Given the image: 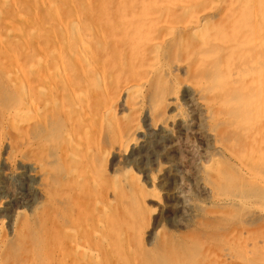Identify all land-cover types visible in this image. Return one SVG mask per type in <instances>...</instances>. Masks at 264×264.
Returning <instances> with one entry per match:
<instances>
[{
	"label": "bare ground",
	"instance_id": "obj_1",
	"mask_svg": "<svg viewBox=\"0 0 264 264\" xmlns=\"http://www.w3.org/2000/svg\"><path fill=\"white\" fill-rule=\"evenodd\" d=\"M240 1L242 6L230 8L231 11L228 7L230 12L216 21L212 16L197 17L191 9L184 10L183 14H171L172 8H190L186 5L188 0L179 1L178 5L171 0L131 1L125 4L127 15L122 16L115 7L97 5V12L102 13L97 14L101 16L98 29L97 26H89L96 35L86 34L85 37L87 40L89 36L97 38L92 40V44L97 48L104 46L111 58L108 65H99L91 54L94 48L89 49V42L78 37L77 49L82 60L78 62L83 64L80 75L83 78L79 77V81L72 82L70 69L54 52L56 57L51 62L41 55L34 56L35 63L30 65L36 78L34 82L28 78V69L9 51V57H14V60L10 61L11 65L0 66V69L4 72L6 88L15 93L17 100L2 110L0 107V138L6 131L5 134L14 133L10 136L12 141L9 145L15 157H5L1 173L14 170L18 180L23 181V187L15 196L4 194L0 184V203L10 207L12 214L8 220L9 231L11 227L17 231L23 252L21 258L9 260L10 264H39L40 260L35 263L39 243L33 241L38 237L44 240L40 242L42 249H45V255L50 252L54 264H97L98 236L104 234V240L110 238L111 220L116 208L109 198V191L103 189V184L108 181L105 182V175L98 171L96 161H93L98 152L93 157L88 156L86 161H78L82 159L77 156L83 150L78 140L81 133L89 131L90 138L98 134L102 125L108 128L112 125V107L107 109L101 99L94 97L92 101L79 90L77 93L78 86L83 88V83L91 82V75L106 88L110 85L117 90L123 85L121 95L128 110L143 109L152 129L162 139L169 140L162 149L179 152L177 166L175 161H160V152L152 156L158 168L174 170L175 182L170 196L181 222L176 221L178 225L192 216L196 217L198 200L188 194L191 186L196 191L194 197L200 198L211 192L222 194L234 190L237 174L254 177L252 161H264V139L261 140L264 121L259 123L264 117V56L259 55L260 49L264 51V20L257 15L253 3ZM77 27L75 25L74 29L78 30ZM63 31H66L65 24H62ZM99 38L102 43H99ZM252 51L254 57H251ZM169 59L172 61L170 64L167 62ZM123 60L125 63L121 65L119 62ZM151 70L153 76L147 78ZM1 92L0 95L4 93ZM150 92L152 95L149 96ZM152 105L154 114L151 116ZM56 118L64 119L68 124L69 131L64 134L66 142L60 143L52 136L50 121ZM118 135L121 136L120 133ZM145 138L143 128H136L124 134L112 151L101 150L98 139L91 140L90 144L100 150V159L114 157L118 161L124 160L120 162L122 165L118 162L121 167L116 166V173L122 170H130L131 173V162L126 160L135 155L137 148L146 145ZM194 142L199 143L202 150L198 156L191 147ZM244 145L256 148L251 151ZM29 152L35 154L34 158L25 159ZM48 158L55 161H48ZM149 172H144L145 181L155 188L157 178ZM113 190L117 192V189ZM38 194H43L56 208L52 210L56 212L59 228H54L51 217L44 226L63 233L59 239L50 238L48 243L46 235L35 230L29 219V212L40 205L36 200ZM252 201L223 198L219 204L224 208L233 205L245 208ZM3 206L0 210L4 209ZM172 242L161 240L156 253L172 260L177 254V246ZM6 249L10 250V247ZM6 257L8 255L3 251L0 264L7 261Z\"/></svg>",
	"mask_w": 264,
	"mask_h": 264
},
{
	"label": "rangeland",
	"instance_id": "obj_2",
	"mask_svg": "<svg viewBox=\"0 0 264 264\" xmlns=\"http://www.w3.org/2000/svg\"><path fill=\"white\" fill-rule=\"evenodd\" d=\"M131 1L138 0H0V66L3 68V66L11 65V62L15 57L16 60L28 69V78H32V81H36V78L32 73V69L30 68V65L35 63L34 56L36 57V55H41L47 59L48 62H51L52 59L58 55L62 63L70 69L72 82L76 80L79 81L80 79L82 80L83 77H80V75L82 76L81 66L83 64L80 63L82 60L81 58L79 59V51L77 49L78 37L81 36L84 41L89 42V49L94 48L92 51L95 54H93L90 50L89 51L98 61L99 65L101 63L105 66L108 65L111 58L110 53H107L108 49L105 50L104 46H99L98 48L100 49H98L93 45L94 43L92 44V40L97 38H90L89 36V41L85 37L86 34L96 35L95 31L90 27L97 26L96 28L98 29L99 18L101 17L98 15H102V13L99 14L97 12V5L102 4L106 5V7L110 5L109 7L116 8V12L119 15H127L128 8L125 4ZM144 1L145 0H142V2ZM179 1L184 0H171V2H175V5H178ZM188 1L189 4L187 2L186 5H189L190 8H172L174 10H170L171 14H183L185 12L184 10L191 9V11L197 13V17L212 16L214 21H216L220 19L224 13H229L235 6H242V2L240 0ZM249 1L254 4V7H256L257 15L264 20V0ZM228 7L230 11H228ZM175 9H178L179 11ZM53 17H55V19ZM62 24H65L66 26L65 32H61ZM75 25L78 26V30L74 29ZM98 40H100V38ZM101 40L99 43H102ZM172 50L178 51L175 49ZM9 51H12L14 55L12 58L13 60L9 57ZM54 52H56V55ZM222 52L224 53V51H221V54ZM259 52L260 57H262V55L264 56V51L260 49ZM251 54V57L255 56L254 51H252ZM69 55L73 59H70ZM175 56L176 54L173 55V57ZM121 58L122 57H120V59ZM78 60L80 62H78ZM171 60L174 59L171 57ZM171 60L169 59L167 62L170 64V62H172ZM119 63L123 65L125 61L123 60ZM75 64L79 65L76 66ZM149 72L150 74L147 75V78L153 76V70ZM73 76L76 77L74 78ZM4 78V72L0 69V90L4 92L3 94L1 92L2 95H0L1 110L8 103L12 105L15 104L17 100L15 93L6 88ZM90 81L91 82L83 83V88L78 86L77 93L79 90V92L85 94V96L90 98L89 100L92 101L95 100L94 97L96 99H101L105 108H113L111 127L108 128L102 125L98 134L92 135V137L89 138L90 132L85 131L84 133H81V138H78L79 143L83 148V152L80 151L81 153H77V156L82 159L78 161H86L89 157L92 155L94 156V154L98 152L93 161H96L98 171H102L101 174L105 175L103 176L105 182L108 181L103 184V189H107L109 191V198L112 200L111 202L114 209L116 208L114 217L111 220L110 238L105 239V241L103 236L104 234L101 233L102 235L98 236L97 242L100 243L98 244L99 248L96 252V256L99 257L97 258V260L99 259L97 264H112L113 262H115L113 264H264V161H252L254 177L248 178L243 177L242 174H237L236 186H234L235 189L233 188L234 190L226 193L221 194V192L217 193L216 191L214 193L211 192V194L206 197L200 196L199 198L194 197L196 195V191L193 189L194 187L191 186L190 190H193V194L190 193V190H188V194L192 196L195 201L198 200L196 202L197 208L195 210L196 217L192 216V218H189L180 226L178 225V223L181 222H179L180 219L176 212L177 208L170 196L171 186L175 182L174 170L172 171L168 168H158L157 165L153 163L152 157L156 152H160V161H175L174 165L177 166L178 164L176 161H180L178 159L180 156L179 152H173L169 148L162 149V146L169 143V140L165 138L162 139L163 137L161 138V136L152 129L153 127L151 126V121L146 118V113L143 109L142 111L140 109L132 111L133 113L128 110V107L123 102V95H121L123 85L119 86L117 90L115 86L110 85L106 88L104 84L99 82L92 75ZM83 89L85 91H81ZM93 92H95V94ZM4 94L5 97H3ZM88 94L91 96H88ZM150 94L152 95L151 92L149 93V96ZM139 100H141V98H139ZM153 108L154 105L150 108L151 116L154 114ZM230 110L232 111V107H230ZM136 112L140 113L137 114ZM129 113H132V115ZM124 114L127 117H124ZM262 121H264V117L260 119L259 123ZM67 125L68 124L64 119L60 120L59 118H56L50 121V127H53V130H51L54 132L52 136L56 137L60 143L64 142L66 139L64 134L69 131V127H67ZM114 128L119 130H114ZM136 128H143V132L146 137L145 140L147 139L146 145L142 148H137L135 150V155L129 157L130 160H126V162H131V173L130 170H122L119 173H116L115 170L117 167H121L122 163L120 162H123L124 160L118 161L114 157H111L108 160L100 159V156L98 157L100 150L98 151L96 146H91L90 141L98 139L96 141H98L101 150L105 149L112 151L122 136L124 137V134L132 132ZM56 129H58L57 133L59 135L55 132ZM101 131H103V133ZM113 132L116 133V136ZM5 133L2 134L0 138V184L2 186L1 189L5 192L4 194L7 196H15L23 187V181L18 180L19 177L16 176L14 170H11L10 172L7 171L5 174L1 173L5 157H15L14 151L9 145V142L12 141L10 136H13L14 133ZM110 133L113 134L111 135ZM117 133H120L121 136ZM3 135L6 136V139ZM77 137H79V135ZM73 138L76 139L75 137ZM262 139H264V135L261 137V140ZM5 143L9 145L8 148ZM194 143L191 144V147L193 151H196L198 156L202 153V150L199 143ZM244 146L248 147L249 145ZM251 147L252 148H250V146L248 147L251 151L256 148L254 145H251ZM33 152L25 154L24 158H34L35 154H33ZM47 160L55 161L53 158H48ZM145 171H150L149 173L151 175L154 174L157 178L155 188H153L150 183H146L144 177ZM128 181L131 182L129 183ZM13 182H16V184H13ZM113 189H117L118 194ZM223 198H232L234 200L246 198L253 201L247 206H244L245 208L237 205L224 208L219 204L220 200ZM36 200L37 205H40L37 206L38 208L36 210L33 209L34 211L32 210L29 212V219L32 226L35 230L46 235L45 238L47 239V243L50 242V238L55 239L57 237L56 239H59L61 237L60 235H63V233L61 231H57L59 225L57 223L56 212L52 210L54 207H52L53 204H51V202L47 200L43 194L36 195ZM0 206L3 205L0 203ZM3 207L4 209L0 210V255L4 251L8 255V257H6L7 261H5L4 264H10L9 262L11 260L21 258L23 256V252L21 250L20 238L18 237L17 231L12 227L9 231L10 221L8 220H11L12 216V214H10V207H6L5 205ZM116 213L118 215H116ZM49 217H51L53 221L52 224L55 225L54 228L57 230L53 229V231H51V227L46 228L47 219ZM121 227H123V229H121ZM161 240H168L177 246V254L172 258V260H167L166 256L156 253L158 244L161 243ZM33 241L39 243V246L37 247L39 248V253H37V257H35V263L40 260L39 264H54L51 259L50 252H47L45 255V249H42L43 247L40 242H44V240L41 237H38L37 240ZM102 241H104L105 244ZM9 247L10 250L6 249ZM125 248L128 249L126 250ZM54 260H56L55 257Z\"/></svg>",
	"mask_w": 264,
	"mask_h": 264
}]
</instances>
